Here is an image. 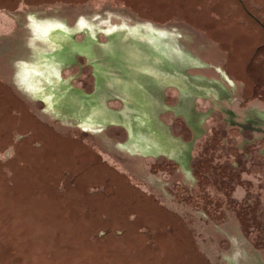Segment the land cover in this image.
Listing matches in <instances>:
<instances>
[{
  "label": "water",
  "instance_id": "95a60500",
  "mask_svg": "<svg viewBox=\"0 0 264 264\" xmlns=\"http://www.w3.org/2000/svg\"><path fill=\"white\" fill-rule=\"evenodd\" d=\"M39 32L42 33L39 34ZM33 36H36V39H33ZM18 37L23 43L14 47L24 48L25 53L12 55L8 48L11 47L13 41L19 43ZM48 37L53 41H48ZM80 38H84V41H76ZM95 41L101 42L100 52L104 55L102 56L104 61L107 62V64L103 62L105 66H102L101 70L104 69V72L100 73L102 75L97 74L99 86L96 96L98 91L103 90L104 84L110 85L109 79L124 80L125 83L131 82L134 85L142 84L135 67L121 68L118 62H128L131 57L141 56L142 52L146 51L163 55L165 61L178 58L183 62H190L191 67L192 65L196 67L193 72L201 76H218L215 68L221 69L225 74H229L231 80H235L233 81L237 86L235 94H241L244 87L220 40L217 37L163 21V19L148 17L106 2L0 8V92L26 117L60 141L76 142L95 153L109 171L128 180L133 191L148 196L175 213L199 254L215 264V252H212L210 239L212 243L223 245L224 238L218 234L211 238L207 234L212 229V223L221 225L223 222L218 213L222 206L218 194L223 189H218V192L211 195L205 186L208 181L206 176L212 172L214 181L221 180L222 169L226 165V156L229 157L228 161L234 157L235 148L231 145L234 141L228 140L227 148L222 149L220 137L222 132L217 127L209 126L205 131L208 135L219 134L215 137L210 136L209 139L208 136H203L196 141L193 165L197 183L195 186L183 183L176 193L177 188L172 185L178 181L179 177L174 172L173 163L171 160L170 162L160 161L156 158L160 138L155 132V127H160V125H153V121L143 119L147 117L144 115L146 109L139 103L143 101V92H133V95L138 98L133 97V104L128 108L118 110L120 103L114 102L113 108L118 111L109 112L106 105L115 98H102L104 103H99L94 98L92 63L89 64L86 58V60L78 58L82 63V68L78 64H72V61L77 60L78 55L81 56V54L77 55V52L85 54L91 58V61H94L93 56L97 48ZM33 43L39 48H33ZM64 46L69 49L64 50ZM32 51L37 55L40 54L45 62L40 67L29 68L36 62L32 60ZM152 56L150 55V58ZM109 60H116L114 65L117 68L116 73L115 67L112 63L110 65ZM53 63L54 65L59 63L57 67L62 64L68 65L69 71L65 73L68 77L67 81H57L54 78L53 73L56 74V67ZM148 64L151 68L156 67L153 66L155 65L153 62ZM129 69L132 71L130 72ZM50 73L52 75H49ZM18 74L22 76L23 81H26V85L22 81L23 85L19 83L16 77ZM102 76L106 77V80ZM201 76L196 79L204 80ZM31 78L35 82L34 85H38L39 88H30ZM60 83L64 84L60 85ZM68 84L78 89L79 93L72 94L67 89L66 93L64 91L63 94H58L59 97L65 96V101L61 103L60 98L55 99L58 96L54 91ZM246 95L245 90L244 96ZM251 102L264 108V101ZM198 104L201 107L204 106L203 102H198ZM59 115L64 118L61 119ZM105 118H110L114 124L122 126L107 127L100 123L102 129L99 131L98 126L100 125L87 123V120L92 122L96 119L95 121L99 122ZM73 119L84 121L81 124L78 122L77 125L69 124ZM182 123L180 119L174 120L172 128L174 132L186 135V129ZM234 133L235 131H232L233 135ZM168 138L164 137L165 143L169 139H174ZM170 142L175 144L177 141ZM172 150L168 149L166 153L170 154ZM252 164L251 169L253 170L254 165ZM150 172L153 174L151 175ZM252 174L253 172L249 173V175ZM154 177L159 178V182ZM183 180L187 182L189 179ZM160 181L164 182L163 184L169 182V188L162 191L160 188L163 184L161 185ZM167 190L170 192L163 194L167 193ZM252 196H256V193ZM259 196L263 200L264 190H260ZM237 207L236 203L228 202L230 213ZM202 212H208L212 221L203 219L200 215ZM250 239L256 241L258 238L250 236Z\"/></svg>",
  "mask_w": 264,
  "mask_h": 264
},
{
  "label": "rangeland",
  "instance_id": "374dc122",
  "mask_svg": "<svg viewBox=\"0 0 264 264\" xmlns=\"http://www.w3.org/2000/svg\"><path fill=\"white\" fill-rule=\"evenodd\" d=\"M106 2L217 37L264 101V0H0V8ZM178 216L98 155L62 142L0 92V264H212Z\"/></svg>",
  "mask_w": 264,
  "mask_h": 264
},
{
  "label": "flooded vegetation",
  "instance_id": "af4514ba",
  "mask_svg": "<svg viewBox=\"0 0 264 264\" xmlns=\"http://www.w3.org/2000/svg\"><path fill=\"white\" fill-rule=\"evenodd\" d=\"M40 33L42 32H39V34ZM33 37V39H36V36ZM48 38V41H53L50 37ZM83 39L84 38H80L76 41H84ZM18 40L19 43L16 39L17 42L13 41L11 47L8 48L12 55H21L25 53L24 48L21 49L18 48V46L17 48L14 47L15 45L23 43L20 42V37H18ZM95 46L97 48L94 56L92 55L94 61H91V58L87 57L85 54L77 52V55L81 54V56L78 55V57H76L77 60L72 61V64H78V66L82 68V63H80L78 58H83V60L87 59L86 61L89 62V64L92 63L94 98L99 103H104L102 98H115V100H110L107 105L105 104L109 112L114 113L118 110L128 108L133 104L132 98H138L136 95H133V92H143V101H139L146 109L144 115L147 117L143 119L146 121H153V125H160V127H155V132L158 138H160L159 144L157 145L158 153L156 158L160 161L171 160L173 163L175 168L174 172L179 177L178 181H175L176 183L172 185V187L177 188L176 193H178V189L182 187L181 185H183V183L192 184L194 186L197 183L194 170L195 166L193 165L195 159L193 153L195 151L196 141L203 136H208L209 139L210 136L215 137L219 134L211 133L208 135L205 131L208 130L209 126L217 127V129L219 128L220 132H222L220 135L222 149L227 148L228 140L234 141L231 145L235 148V154L230 161H228L229 157L226 156V165L223 166L221 180L214 181V174L212 172L209 176H206L208 181L205 186L207 187L206 189L210 191L211 195L218 192V189H223V191L221 190L218 194L222 202V206L219 208L220 210H218V213L219 218L223 222L221 225L212 223V229L208 231L207 235L212 238L218 234L224 238L225 243L223 245L212 243L213 241L210 239L209 243L211 249H213L212 252H215V264H264V198L262 200L261 196H259L260 190H264V108L251 102L253 98L261 95L256 90L257 86L254 85L251 94H247L246 96H244L245 87L242 89L244 94H235V88H237L235 82H233L235 80H231L229 74H225L221 69L215 68V72L218 73V76H201L193 72L196 67L193 65L191 67L190 62H183L178 60V58H170L169 61H165L163 55L159 53L151 54L146 51L144 53L142 52L141 56L131 57V60L128 62H118L121 68L126 66L135 67L137 73L141 77L140 80L142 84L134 85L131 82L125 83L124 80L117 81V79H109L110 85L106 86L104 84L102 87L103 90L98 91L99 93L96 96L99 86L97 84V74L101 76L102 74L100 73L104 72V69H101L102 66H105L103 64L105 61L104 58H102L104 55L100 52L101 42H96ZM33 48H39V46L34 44ZM3 49H5V47ZM65 49L69 48L64 46V50ZM32 52V60H36V62L29 68L40 67L42 63H45L40 54L37 55L36 52ZM149 54L154 57L152 56L150 58ZM115 61L109 60L110 65L112 63L114 66L116 63ZM149 62H153L155 65H150L156 67H149ZM105 63L107 64V62ZM58 64L54 65L53 63V66L56 67V74L53 73L54 78H56L57 81H67L68 77L65 76V73L69 71V68H67L68 65L62 64L57 67ZM114 70L116 73L117 68L115 67ZM129 70L130 72L132 71L131 69ZM49 75H52V73ZM198 76L204 77V80H197L196 78ZM16 77H18L20 84H22V81L24 85H26V81L21 79L22 76L20 74ZM102 77L106 80V77ZM102 80L101 82H103ZM241 81L243 83L245 82L244 80ZM34 83L35 82L31 78L30 88H39V86L34 85ZM166 83L167 85H165ZM61 84L63 85L64 83H60V85ZM67 89H69L72 94L78 92V89L71 87L70 84L62 87L60 86V88H56L54 92L58 96V94H63L64 91L66 93ZM64 97V95L63 97L58 96L55 99L60 98L59 100H61L62 103V101H65ZM114 102L120 103V107L117 108L118 110L113 108L112 104H114ZM198 102H203L204 106H199ZM59 116H61V119L64 118L62 115ZM98 119H100V117ZM177 119L183 121L182 124L186 129V135L181 132H174L172 122ZM95 120L92 122L87 120V123H97L100 125L98 126L99 129L97 128L99 131L102 129L101 124H105L107 127L118 125L114 124V121L110 118H105L99 122ZM82 121L84 120L73 119L70 120L69 124L77 125L78 122L81 124ZM161 127H163V129H161ZM125 131L127 132L126 129ZM232 131H235L234 135ZM165 136L174 139L168 138L169 140L165 143ZM173 140L177 142L175 144L170 142ZM168 149H173L170 154L166 153ZM251 163H253L252 166L254 165L253 170L251 169ZM250 172H253V174L249 175ZM150 173L151 175L153 174L152 172ZM185 178L189 180L186 182L183 180ZM155 179L159 182V178L156 177ZM163 183L164 182L160 181L161 185ZM168 183L169 182L163 184V187L160 189L162 191L168 189ZM253 190H255V192H253ZM168 192L170 191L167 190V193L163 194H168ZM254 193H256V196L253 197L252 194ZM230 201L238 205L232 213H230L228 209V202ZM200 215H202L201 217L203 219L212 221V217L208 212H202ZM250 236L258 239L256 241H251Z\"/></svg>",
  "mask_w": 264,
  "mask_h": 264
}]
</instances>
